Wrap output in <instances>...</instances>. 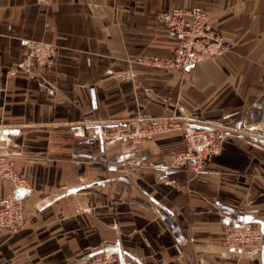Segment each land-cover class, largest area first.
Masks as SVG:
<instances>
[{
	"label": "crops",
	"instance_id": "obj_1",
	"mask_svg": "<svg viewBox=\"0 0 264 264\" xmlns=\"http://www.w3.org/2000/svg\"><path fill=\"white\" fill-rule=\"evenodd\" d=\"M174 7L205 11L222 37L185 72L148 62L174 50L157 21ZM25 40L55 45L53 63L7 78ZM184 115L224 132L200 174L170 166L177 133L93 138ZM0 152L30 185L23 227L0 230V264H264V240L222 245L230 225L264 231V0H0Z\"/></svg>",
	"mask_w": 264,
	"mask_h": 264
},
{
	"label": "built area",
	"instance_id": "obj_2",
	"mask_svg": "<svg viewBox=\"0 0 264 264\" xmlns=\"http://www.w3.org/2000/svg\"><path fill=\"white\" fill-rule=\"evenodd\" d=\"M51 0H35L38 5H48ZM157 21L171 33L175 47L169 56L155 57L148 62L155 68L185 72L203 60L219 55L222 37L213 29L208 14L203 10L174 7L157 14ZM25 55L9 68L6 77L18 72L30 73L53 63L56 46L43 41L25 40ZM177 133L183 140V149L170 154L172 168L191 174L205 171L208 161L221 151L223 130L193 125L188 116H171L153 120L140 117L127 118L107 127H98L93 138L102 142L126 140L133 146L150 141L156 136ZM0 180L8 183L6 193L0 197V230L15 231L24 225V195L30 185L15 167L13 157L0 152ZM264 231L251 223L233 224L223 234L222 245L228 250L262 243ZM114 258L87 259L82 264H115Z\"/></svg>",
	"mask_w": 264,
	"mask_h": 264
},
{
	"label": "rangeland",
	"instance_id": "obj_3",
	"mask_svg": "<svg viewBox=\"0 0 264 264\" xmlns=\"http://www.w3.org/2000/svg\"><path fill=\"white\" fill-rule=\"evenodd\" d=\"M15 160V159H14Z\"/></svg>",
	"mask_w": 264,
	"mask_h": 264
}]
</instances>
